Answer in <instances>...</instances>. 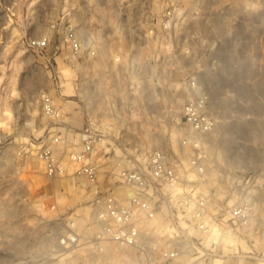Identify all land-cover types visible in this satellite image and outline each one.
Returning a JSON list of instances; mask_svg holds the SVG:
<instances>
[{
	"label": "rangeland",
	"instance_id": "374dc122",
	"mask_svg": "<svg viewBox=\"0 0 264 264\" xmlns=\"http://www.w3.org/2000/svg\"><path fill=\"white\" fill-rule=\"evenodd\" d=\"M182 2L183 18L177 29L165 32L156 24L163 19V0H0V79L6 83L25 56L32 63L33 57L39 61L50 53L49 48L37 51L32 42L46 37L53 25L64 34L66 24H79L89 54L124 41L118 30L119 11L131 4L130 11L144 13L131 36L147 41V55L159 53L161 63L147 66L140 94L138 90L134 95L130 88L126 93L124 84L117 96L113 94L118 111L131 102L141 109L128 113L129 128L121 130L117 146L142 161L157 147L177 146L185 134L182 109L194 78L212 96L222 122L211 140L210 185L220 189L219 196L226 202L238 200L242 191L264 201V0ZM251 3L262 6L249 9ZM93 17L95 22L89 24ZM147 25L154 33L145 32ZM21 45L28 51H21ZM92 57L83 61L87 71L80 87L95 101L102 91L114 89L108 65L96 64ZM103 58L108 59V54ZM17 151V144L0 138V264L34 259L36 252L43 251L45 237H56L59 229L54 220L57 213L51 208L55 201L41 212L32 208L30 184L39 181L29 179L27 172L21 179L24 161L17 158ZM109 155L116 158L112 172L120 161L115 151ZM42 191L52 196L54 189L50 184ZM56 206L59 213L78 207L70 202Z\"/></svg>",
	"mask_w": 264,
	"mask_h": 264
},
{
	"label": "built area",
	"instance_id": "2783aa9c",
	"mask_svg": "<svg viewBox=\"0 0 264 264\" xmlns=\"http://www.w3.org/2000/svg\"><path fill=\"white\" fill-rule=\"evenodd\" d=\"M163 1V19L156 24L162 31L172 32L183 18V0ZM127 3L128 9L119 11L118 22L124 41H117L108 50L103 46L102 54L101 48L91 52L95 53L94 63L100 58L101 64L108 65L106 72L114 89L110 92L116 96L123 84L126 93L130 88L134 95L138 90L140 94L147 66L161 63L159 53L147 55V41L131 36L144 13L130 11ZM72 25H65L64 35L83 45L86 40L81 32L71 30ZM151 25L145 32L154 33ZM45 38L33 41L32 47L44 53L47 47L41 48L38 42ZM107 54L108 59L103 58ZM189 88L191 93L182 109L185 134L178 145L157 147L143 161L127 150L117 158L119 169L114 172V166L110 172L114 182H98L95 193L78 207L59 213L56 203L52 205L59 224L56 237H45L43 251L21 264H264V201L257 200L255 193L244 196L242 191L238 200L226 202L219 196L220 189L210 185L211 140L222 122L205 87L193 78ZM120 109L124 118L121 130H125L129 128L125 124L128 113H140L141 109L134 102ZM108 157L116 160L114 155ZM173 178H181L185 187L196 190L197 205L191 214L211 208L216 222L226 225L236 238L235 245L206 246L200 235L192 234L186 218L190 203L174 202L162 191Z\"/></svg>",
	"mask_w": 264,
	"mask_h": 264
},
{
	"label": "clouds",
	"instance_id": "9594fccd",
	"mask_svg": "<svg viewBox=\"0 0 264 264\" xmlns=\"http://www.w3.org/2000/svg\"><path fill=\"white\" fill-rule=\"evenodd\" d=\"M261 6L247 5L253 10ZM94 22V17L89 20V24ZM71 30L79 33L80 25H72ZM38 43L51 49L50 53L39 61L33 57L32 63L25 56L6 83L0 79V138L19 146L16 156L24 161L21 179L25 172L29 179L38 178L39 183L30 184V201L32 208L41 212L51 201L78 206L91 198L98 182H114L108 153L124 155L117 146L124 118L109 90L102 91L95 101L81 90L80 82L87 71L83 61L94 52L89 54L85 46L58 33L54 25ZM21 51L28 49L21 45ZM50 184L54 191L47 196L42 190ZM162 191L174 202L190 203L186 217L189 227L206 246L237 243L226 225L216 222L211 208L191 214L197 205L196 190L185 187L181 178L171 179Z\"/></svg>",
	"mask_w": 264,
	"mask_h": 264
},
{
	"label": "bare ground",
	"instance_id": "6f19581e",
	"mask_svg": "<svg viewBox=\"0 0 264 264\" xmlns=\"http://www.w3.org/2000/svg\"><path fill=\"white\" fill-rule=\"evenodd\" d=\"M97 36V35H96ZM97 39H99L100 37L99 36H97L96 37ZM87 42L86 41H84V44H86ZM100 53L102 54V49L100 50ZM101 56V55H100ZM98 63H100V58L99 59H97V61H96V64H98ZM123 162L125 161V160H122ZM119 169V166L117 167V168H115V171L114 172H116L117 170ZM210 180V179H209ZM210 183H211V181H210Z\"/></svg>",
	"mask_w": 264,
	"mask_h": 264
}]
</instances>
